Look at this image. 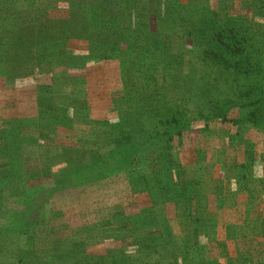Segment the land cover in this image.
Here are the masks:
<instances>
[{
    "label": "trees",
    "instance_id": "trees-1",
    "mask_svg": "<svg viewBox=\"0 0 264 264\" xmlns=\"http://www.w3.org/2000/svg\"><path fill=\"white\" fill-rule=\"evenodd\" d=\"M36 1V7L43 8L38 5L40 0ZM81 1L82 8H70L65 17H52L50 11L35 13L26 26L20 23L23 8L18 0H0V76L8 80L32 74L37 77L56 63H62L66 71H87L91 62L103 67L118 62L119 66L106 68V81H93V71L81 76L83 86L87 84L83 91H76L67 77L61 75L62 80L56 74V89L48 98L50 105L57 103L65 113L55 117L58 126L72 128L82 121L92 130L86 138L91 139L90 145L79 144L82 135L70 146L81 161L79 166L68 162V171L73 174L78 170L79 174L66 176L51 193L72 186L74 177L93 182L126 173L132 192L148 194L153 203L119 221L114 220L115 215L102 221L104 232L115 224L126 228L128 247H137L136 253L119 258L90 256L87 263L250 264L243 257L250 259L254 253L264 264V251L255 246L258 237L264 240V214L257 211L264 200V178L254 176L253 152L238 164L228 160L224 147H238L235 139L241 133L240 123L264 130L261 32L247 29L246 19L232 12V4L214 7L209 0ZM247 4L264 15V0H247ZM72 39L87 42V48L78 51L70 45ZM99 103L109 105L106 118L96 117ZM232 110L238 111L237 117L230 118ZM109 113L117 114L121 125L128 122L131 129L122 137L113 138L111 132L114 143L110 146L98 145L93 130L111 126ZM200 121L205 122L204 134L212 122H231L237 128L222 138L223 147L215 148L211 159L225 168L223 178L207 174L208 151L201 144L195 146L194 162L183 160L184 136ZM221 154H225L222 160ZM227 180L236 184L232 194ZM207 182L217 184L213 193ZM245 192V217L241 222L220 225L218 212L236 207L238 194ZM169 202L175 204V217L168 214ZM17 211L15 217L23 219L24 212ZM34 224L31 218L33 232ZM100 237L94 230L87 239L71 243V248L83 253L92 243L89 239L95 242ZM228 241L235 243V256L221 261L213 251L220 248L225 252ZM23 247L26 256L35 260L37 250L27 243ZM49 258L48 264L58 261ZM34 263L38 264L37 260Z\"/></svg>",
    "mask_w": 264,
    "mask_h": 264
},
{
    "label": "rangeland",
    "instance_id": "rangeland-1",
    "mask_svg": "<svg viewBox=\"0 0 264 264\" xmlns=\"http://www.w3.org/2000/svg\"><path fill=\"white\" fill-rule=\"evenodd\" d=\"M209 2L212 6L232 4L233 13L246 19L247 29L252 28L255 32H261L258 35L260 40L264 37V15L250 8L247 0H209ZM36 3H38L36 0H18V6L23 8L20 12V23L28 26L32 15L42 11H50L52 17H65L70 8L80 9L84 4L81 0H40L38 5L43 8H37ZM50 21L49 19L48 22ZM81 22L82 19L78 23ZM74 40L70 41V45L78 51L87 48V42ZM114 63L116 65L107 67L119 66L117 61ZM101 64L91 62L87 71L72 68L66 71L62 63H56L53 68L48 67L49 72H43L37 77L32 74L8 80L0 76V264H35L36 260L38 264H48L50 256L58 259L55 264H81L83 259H86L84 264H88L87 258L90 256L100 258L109 254L119 258L139 250L137 247H128V237L124 234L126 228L120 229L115 224L109 231L104 232L105 227L102 225L103 220L113 215H115L114 220L119 221L118 218L153 205L148 194L132 192L126 173H116L93 182L86 178L79 180L78 177L75 180L74 177L72 186L58 187V190L51 193V190L61 184L66 176L79 174L78 170L73 174L71 170L68 171V162L79 166L81 161L79 153L70 149V146L78 142L76 136L85 135L81 137L79 143L83 146L92 143L91 139H86L92 134L91 125L87 122L79 121L72 128L58 126L55 123V117L65 113L61 106L57 108V103L49 104L48 98L56 89L54 76L58 74L62 80H64L63 76L67 77V81L76 87V91H83L87 88V84L83 86L81 76L91 71L94 72L93 81L107 80V67ZM69 65L73 66L74 63ZM92 66L96 69H89ZM114 73L113 70L110 74ZM105 106L106 103H99L96 117L106 118L104 112L109 105ZM107 115L111 126L104 124L93 130L98 145L110 146L114 143V137L126 136L131 129L128 122L125 124L123 122L121 125L117 114ZM237 116L238 111L232 110L230 118ZM204 125L205 122H195L191 131L185 134L183 160L187 163L194 162L195 146L201 144L208 151L205 160V162L209 161L207 174L209 173L212 178H223L225 168L211 159L216 154L214 149L219 148L220 144L223 147L222 138L234 133L237 128L231 122H212L210 126L205 127L207 130L204 134V131L202 132ZM239 130L241 133L235 139V143L239 144L238 147L224 146L227 147L226 157L229 161L239 164L245 162L247 156L253 152L254 176L263 179L264 130L253 127L249 122L240 123ZM111 132L114 134L113 138L109 135ZM224 158L225 154H221L220 160ZM18 176L22 179L20 180ZM210 184L208 185L213 193L217 184L214 182ZM262 187L264 196V182ZM227 188L230 193L237 189L234 181L229 180H227ZM212 198L215 196L213 195ZM238 198L236 207L221 209L218 212L220 225L226 222H241L245 217L244 209L248 204L247 192L238 194ZM167 206L168 214L175 217V204L169 202ZM258 207L260 210L257 211H261L263 215L264 200ZM16 210L24 212L23 219L15 217ZM31 218H34L35 232L30 230ZM175 227L177 231L178 224L175 223ZM94 230L101 237L95 242L89 239L92 243L83 249V253L74 246L71 248V243L79 240L78 238L87 239L86 237ZM26 243L30 248L37 250L35 260L26 256L27 252L23 247ZM226 244L225 252L220 248L213 251L221 261L235 256V243L228 241ZM255 246L257 251H264L262 237L256 239ZM250 257L248 259V256H244V262L261 264L257 261L256 254L253 253Z\"/></svg>",
    "mask_w": 264,
    "mask_h": 264
},
{
    "label": "crops",
    "instance_id": "crops-1",
    "mask_svg": "<svg viewBox=\"0 0 264 264\" xmlns=\"http://www.w3.org/2000/svg\"><path fill=\"white\" fill-rule=\"evenodd\" d=\"M214 6V5H213ZM219 6V4H216V6H214V7H218ZM233 10V9H232ZM233 12V11H232Z\"/></svg>",
    "mask_w": 264,
    "mask_h": 264
}]
</instances>
